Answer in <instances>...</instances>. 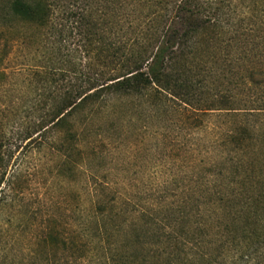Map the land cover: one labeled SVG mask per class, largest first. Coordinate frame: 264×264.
<instances>
[{"label":"trees","instance_id":"1","mask_svg":"<svg viewBox=\"0 0 264 264\" xmlns=\"http://www.w3.org/2000/svg\"><path fill=\"white\" fill-rule=\"evenodd\" d=\"M0 19V64L26 36L23 22L47 42L51 66L35 64L32 74L54 87L40 93L38 106L45 110L36 133L53 137L66 162L76 156L72 173L112 141L91 133L93 113L123 99L151 116L174 117L197 136L183 144V179L192 184L181 206L170 209V221H148L143 212L127 226L108 224L107 217L114 221L119 213L116 198L107 208L94 188L89 217L70 223L69 237L48 233L56 251L66 250L55 253L52 264H264L260 35H243V47L218 53L206 41L215 29L191 0H0ZM60 62L67 67L55 65ZM5 166L0 153V183ZM205 213L237 214L241 233L217 232L199 218Z\"/></svg>","mask_w":264,"mask_h":264},{"label":"rangeland","instance_id":"2","mask_svg":"<svg viewBox=\"0 0 264 264\" xmlns=\"http://www.w3.org/2000/svg\"><path fill=\"white\" fill-rule=\"evenodd\" d=\"M191 3L203 19L209 18L206 25L215 29L206 41L218 53L228 45L243 47V35L248 33L264 41V0ZM22 24L19 28L26 36L14 43L6 62L0 64L5 70L0 73V153L6 163L0 183V264H52L55 253L64 255L66 250L56 251L48 233L60 230L61 237H69V224L89 217L94 188L107 201V208L116 198L119 213L114 221L107 217L108 224L125 226L143 212L148 213L145 220L170 221V209L181 206L185 189L192 184L183 179L187 161L182 148L194 142L195 131L189 135L174 117L151 116L143 106L133 108L131 100L123 99L113 109L93 113L91 133L112 141L72 173L70 162L76 156L66 162L54 148L53 137L41 139L36 133L45 110L38 106L40 93L54 86L32 74L35 64L51 66L45 60L47 42L29 23ZM3 26L0 19V34ZM10 33L16 35V28ZM55 65L67 67L61 62ZM101 183L106 185L103 194ZM237 217L205 213L199 218L219 233L240 234L243 219Z\"/></svg>","mask_w":264,"mask_h":264}]
</instances>
